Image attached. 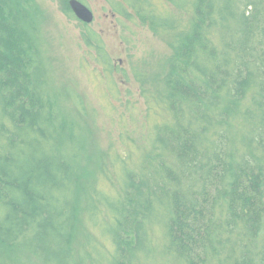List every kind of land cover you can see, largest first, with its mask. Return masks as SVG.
<instances>
[{
	"label": "trees",
	"instance_id": "1",
	"mask_svg": "<svg viewBox=\"0 0 264 264\" xmlns=\"http://www.w3.org/2000/svg\"><path fill=\"white\" fill-rule=\"evenodd\" d=\"M123 1L173 54L168 116L150 108L136 168L115 157L114 193L89 170L37 0H0V264H141L155 227L174 264H264V0ZM86 43L111 79L102 42Z\"/></svg>",
	"mask_w": 264,
	"mask_h": 264
},
{
	"label": "rangeland",
	"instance_id": "2",
	"mask_svg": "<svg viewBox=\"0 0 264 264\" xmlns=\"http://www.w3.org/2000/svg\"><path fill=\"white\" fill-rule=\"evenodd\" d=\"M80 1L94 14L90 24L65 12L70 0H37L45 56L64 94V103L81 110L91 152L89 170L97 173L102 189L115 193L122 184L124 168L121 164L117 169L113 166L115 157L128 155V165L136 168L146 152L144 140L155 120L150 108L158 109L153 112L157 119L168 116L159 92L166 88L163 78L170 70L173 50L166 38L136 18L123 0ZM91 35L102 42L112 59L115 68L111 79L97 62L95 50L86 43V37ZM82 218L81 229H89L84 214ZM155 228L151 232L153 241L161 246L157 252L145 255L141 264H174L173 257L162 247L159 228Z\"/></svg>",
	"mask_w": 264,
	"mask_h": 264
},
{
	"label": "water",
	"instance_id": "3",
	"mask_svg": "<svg viewBox=\"0 0 264 264\" xmlns=\"http://www.w3.org/2000/svg\"><path fill=\"white\" fill-rule=\"evenodd\" d=\"M70 6L75 16L84 23L90 24L94 20L91 9L80 0H70Z\"/></svg>",
	"mask_w": 264,
	"mask_h": 264
}]
</instances>
